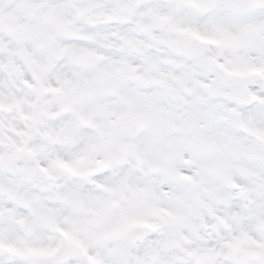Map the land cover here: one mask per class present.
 Wrapping results in <instances>:
<instances>
[{
  "label": "snow or ice",
  "instance_id": "6c2138e0",
  "mask_svg": "<svg viewBox=\"0 0 264 264\" xmlns=\"http://www.w3.org/2000/svg\"><path fill=\"white\" fill-rule=\"evenodd\" d=\"M0 264H264V0H0Z\"/></svg>",
  "mask_w": 264,
  "mask_h": 264
}]
</instances>
